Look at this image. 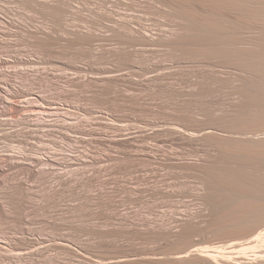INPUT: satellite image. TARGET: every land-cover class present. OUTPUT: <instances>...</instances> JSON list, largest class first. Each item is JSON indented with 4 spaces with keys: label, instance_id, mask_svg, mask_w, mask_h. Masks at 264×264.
<instances>
[{
    "label": "rangeland",
    "instance_id": "374dc122",
    "mask_svg": "<svg viewBox=\"0 0 264 264\" xmlns=\"http://www.w3.org/2000/svg\"><path fill=\"white\" fill-rule=\"evenodd\" d=\"M173 1L0 0V264H194L172 258L186 227L244 240L208 229L193 161L222 147L172 130L230 113L238 74L186 57Z\"/></svg>",
    "mask_w": 264,
    "mask_h": 264
},
{
    "label": "bare ground",
    "instance_id": "6f19581e",
    "mask_svg": "<svg viewBox=\"0 0 264 264\" xmlns=\"http://www.w3.org/2000/svg\"><path fill=\"white\" fill-rule=\"evenodd\" d=\"M180 2L187 21L183 42L179 43L183 53L189 60H207L218 68L235 70L239 85L235 91L238 101L231 105V114L224 113L206 126L177 123L172 130L191 141L203 140L222 147L223 154L193 161H201L200 177L207 200L218 203L213 207L216 216L208 229L245 238L227 247L201 248L192 242L197 230L186 227L182 249L173 252L172 258L194 264H264V132L255 135L264 128V0ZM195 2L202 10L194 6ZM19 109L10 105L9 112ZM3 113L9 115L7 109ZM221 202L230 203V207L219 206ZM248 255L251 258L246 262L243 259Z\"/></svg>",
    "mask_w": 264,
    "mask_h": 264
}]
</instances>
